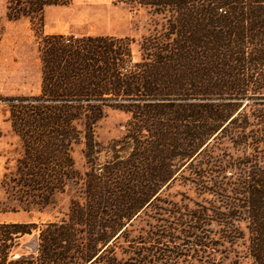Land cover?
Listing matches in <instances>:
<instances>
[{
  "label": "trees",
  "instance_id": "obj_1",
  "mask_svg": "<svg viewBox=\"0 0 264 264\" xmlns=\"http://www.w3.org/2000/svg\"><path fill=\"white\" fill-rule=\"evenodd\" d=\"M71 1L6 5L9 21L27 19L38 35L42 77L39 95L5 99L21 154L0 188L24 212L69 184L78 194L62 219L2 226L1 264L33 231L36 255L10 264H191L238 241L264 264V0H114L162 19L138 62L129 38L43 35L44 10ZM106 109L129 119L105 149L94 128ZM177 182L211 199L173 202Z\"/></svg>",
  "mask_w": 264,
  "mask_h": 264
},
{
  "label": "rangeland",
  "instance_id": "obj_2",
  "mask_svg": "<svg viewBox=\"0 0 264 264\" xmlns=\"http://www.w3.org/2000/svg\"><path fill=\"white\" fill-rule=\"evenodd\" d=\"M7 2L0 0V180L4 173L14 170L15 160L21 154V144L11 129L9 107L5 99L39 95L42 77L38 35L27 19L9 21L6 18ZM43 16V35L132 39L134 43L131 50L135 62L140 59L139 41L162 23L160 17L145 9H130L123 4H114V0H72L67 6L47 7ZM128 119L129 116L121 111L106 109L94 128L96 142L106 149L111 141L123 135ZM222 152L213 147L207 153L217 155ZM226 152L233 151L227 148ZM71 154L75 169L82 175L86 171L83 144L74 146ZM105 160L106 155L102 152L95 161V168H99ZM77 194L78 187L69 184L64 193L55 197L52 205L41 211L32 209L24 212L18 210V203L0 188V254L5 250L1 240L7 237L8 231L2 226L42 224L62 219L68 212L70 200ZM167 194L169 200L188 205L190 209L206 205L211 199V196L199 193L194 186L184 187L180 182L175 183ZM216 236V232H212L213 240ZM15 241L17 245L8 252L4 264H10L21 255H36L37 231L20 236ZM6 245H9V241ZM213 249L206 254L209 260L193 255L191 264H254L247 254L244 241H238L230 247L214 246Z\"/></svg>",
  "mask_w": 264,
  "mask_h": 264
}]
</instances>
